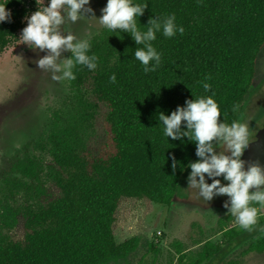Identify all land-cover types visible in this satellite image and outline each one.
Masks as SVG:
<instances>
[{"label": "trees", "instance_id": "16d2710c", "mask_svg": "<svg viewBox=\"0 0 264 264\" xmlns=\"http://www.w3.org/2000/svg\"><path fill=\"white\" fill-rule=\"evenodd\" d=\"M133 3L148 5L136 18L141 31H147L152 18L162 21L175 15L183 33L177 31L171 38L157 33L152 44L161 63L149 73L134 56L142 45L137 46L128 33L104 27L90 39L88 55L97 57V67L75 65L76 78L70 82L77 93L76 105L65 124L60 113L53 114L56 127L49 137L53 160L48 177L61 194L28 209L24 239H0V264H110L128 258L140 238L116 240L122 200L147 197L172 206L181 199L189 165L199 159L195 142L163 135L159 114L170 115L178 106L185 107L187 100L212 96L221 111L220 122H239L264 50V0ZM35 5L36 0H9L6 7L15 8L11 19L23 20ZM205 83L211 86L207 92ZM98 121L105 137L95 149L82 147L79 131ZM40 167L29 157L19 160L15 169L36 178ZM15 215L7 209L3 218L11 224ZM229 221L220 222L224 239L205 242L191 260L184 245L176 242L180 262L209 264L226 245L250 234V229ZM151 246L159 252L157 245ZM249 251L264 253V228L253 236Z\"/></svg>", "mask_w": 264, "mask_h": 264}, {"label": "rangeland", "instance_id": "374dc122", "mask_svg": "<svg viewBox=\"0 0 264 264\" xmlns=\"http://www.w3.org/2000/svg\"><path fill=\"white\" fill-rule=\"evenodd\" d=\"M42 3L47 5L48 0H42ZM106 3L107 0H90L96 19L91 18V13L86 14L91 25L81 21V27L80 24L76 27L69 22L61 26L62 34H72L78 40L88 41L99 35L104 27L98 18ZM38 53L32 48H14L0 59V106L3 105L0 107V239H24L28 209L44 205L61 194L48 177V167L53 160L49 137L56 127L53 114L60 113L65 124L76 105L77 93L69 80H53L50 71L37 67ZM70 53L67 52V56ZM60 59L65 58L61 56ZM255 77L239 119V122L248 124L250 140L264 126V116L260 120L256 117L257 112L264 108L261 104L263 95H260L264 93L263 49L257 59ZM11 78L15 79L14 86L9 84ZM24 83L30 84L31 92L28 93L25 87L22 89ZM260 85L261 88L257 89ZM5 86L13 90L10 94L12 102L1 100ZM104 134L98 121L91 128L79 131L81 146L95 149ZM215 150L230 155L226 146L220 145ZM29 157L41 164L36 178L24 177L15 169L19 160ZM190 173L191 168L182 179L181 199L173 207L154 203L147 197L122 200L114 229L116 240L123 243L139 237L140 241L128 258L110 264H183L179 260L176 242L184 245L191 260L193 253L199 251L205 242L219 243L224 239L221 223L229 221L232 216L225 215V210L211 208L214 199L207 202L199 197L198 189L189 187ZM205 178L207 183H212L207 174ZM217 179L225 182L222 176ZM252 206L258 210L257 223L250 228V233H255L256 229L264 228V208L255 203ZM7 209L16 213L15 223L7 224L4 220L3 213ZM230 224L239 226L234 217ZM244 236L226 245L223 253L209 264H264V253L250 252L252 238ZM151 243L157 245L159 252L152 250Z\"/></svg>", "mask_w": 264, "mask_h": 264}, {"label": "clouds", "instance_id": "9594fccd", "mask_svg": "<svg viewBox=\"0 0 264 264\" xmlns=\"http://www.w3.org/2000/svg\"><path fill=\"white\" fill-rule=\"evenodd\" d=\"M8 3L9 0H0V24L12 22V12L6 7ZM36 3L43 6L25 16L26 26L20 38L34 50L47 51L36 61L37 67L50 71L51 78L56 81L74 80L73 68L77 64L94 70L97 57L88 55L89 41L78 40L76 36L64 35L61 31L62 25L88 19L86 14L91 13V18L96 19L90 0H48L47 6L42 0H36ZM147 7L146 3H133V0H107L98 18L107 30L115 32L119 29L128 33L137 46L142 45L136 48L134 56L143 65L145 73L156 71L161 63V54L152 44L157 33L162 31L164 36L171 38L177 31L181 34L184 31L175 23V15L162 21L152 18L147 31H141L136 18H140ZM62 52H71V58L61 60ZM111 80L115 82V75ZM203 87L206 92L211 88L207 83ZM220 116V108L213 97L202 96L187 100L185 107L178 106L170 115L160 113L158 119L162 122L166 138L177 140L187 137L196 144V155L200 159L189 165V187L198 189L199 197L207 202L216 196H227L224 204L227 214L234 217L241 228L250 229L258 217V210L252 205L255 203L264 208V167L253 164L245 169L241 157L250 143L248 124L233 121L229 125L220 122ZM182 122L185 123L183 130ZM220 145L226 146L230 155L217 153L215 149ZM205 174L212 183L206 182ZM221 176L226 183L217 179Z\"/></svg>", "mask_w": 264, "mask_h": 264}, {"label": "flooded vegetation", "instance_id": "af4514ba", "mask_svg": "<svg viewBox=\"0 0 264 264\" xmlns=\"http://www.w3.org/2000/svg\"><path fill=\"white\" fill-rule=\"evenodd\" d=\"M43 4H44V6H47L46 3H43ZM39 6L42 7L43 5L31 6L30 7V12H29L28 15H30L31 13L35 12L36 10H38ZM7 9H9V8H7ZM10 10H13V12L15 13V8L14 9L12 8ZM13 12H12V14H13ZM11 21L12 22H5V23L0 24V59L4 56V54H7L10 50H12L14 48H16V50H17V48H20V49L21 48H31L29 45L25 44L22 41V39L20 38L21 37V33H22V29L26 26V23L24 22V19L23 20L11 19ZM81 21L84 22V23H87V24L90 23V25H91L90 18H88L86 20L77 21L74 25L76 27H79V24H80V27H81V25H82ZM37 51H39L37 56L40 57V58L42 57V55L44 53L47 52V51H40L38 49H35V52H37ZM31 52H30V54H31ZM71 55L72 54L70 53L67 56V52H62V56L65 59L69 58ZM1 63H0V65H1ZM8 75H10V74L8 73ZM13 75H16V73H14ZM0 82H2V81H0ZM14 82H15V79L11 78V80L9 81V84H12L14 86V84H15ZM21 87H22V89L25 87L26 91L28 93L32 91V87H30L29 83H24L23 86H21ZM260 88H261V85L257 87V89H260ZM2 91H3V84H2ZM14 91H17V90L14 88ZM11 92H13V90H9L8 86H5V91L2 94V99L1 100L5 99L6 101L12 102V99H11L12 97L10 95ZM260 95H263L262 100H261V104H264V93L260 94ZM8 106H11V105H8ZM0 107L3 108V105L1 104ZM5 107H7V106H5ZM260 115H262V117H260ZM263 116H264V108H261L257 112L256 117L260 120L261 118H263ZM223 183H226V182H223ZM213 199L215 200L214 204L212 205L213 208L226 209L224 207V204L228 200L227 196H217V198L214 197ZM260 229H262V228H260ZM260 229H256L255 233H250L249 235L246 236V238H249V237L253 238V236L256 235L257 232Z\"/></svg>", "mask_w": 264, "mask_h": 264}, {"label": "water", "instance_id": "95a60500", "mask_svg": "<svg viewBox=\"0 0 264 264\" xmlns=\"http://www.w3.org/2000/svg\"><path fill=\"white\" fill-rule=\"evenodd\" d=\"M241 158L245 162V169L253 164L264 167V126L250 140Z\"/></svg>", "mask_w": 264, "mask_h": 264}, {"label": "crops", "instance_id": "0c3cea01", "mask_svg": "<svg viewBox=\"0 0 264 264\" xmlns=\"http://www.w3.org/2000/svg\"><path fill=\"white\" fill-rule=\"evenodd\" d=\"M176 203H178V202H176ZM174 205H175V203L172 205V207H173ZM210 207L213 208L212 205H210ZM206 208H207V207H206ZM208 209H209V208H208ZM195 210H197V209H195ZM222 210H225V211H224L225 215H227V216H231V215H228V214H227V212H228L227 209H222Z\"/></svg>", "mask_w": 264, "mask_h": 264}]
</instances>
